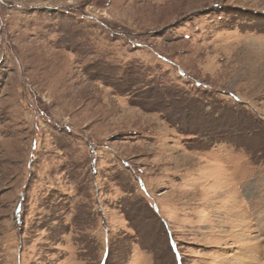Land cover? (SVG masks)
I'll list each match as a JSON object with an SVG mask.
<instances>
[{
  "label": "rangeland",
  "instance_id": "rangeland-1",
  "mask_svg": "<svg viewBox=\"0 0 264 264\" xmlns=\"http://www.w3.org/2000/svg\"><path fill=\"white\" fill-rule=\"evenodd\" d=\"M0 264H264V0H0Z\"/></svg>",
  "mask_w": 264,
  "mask_h": 264
}]
</instances>
